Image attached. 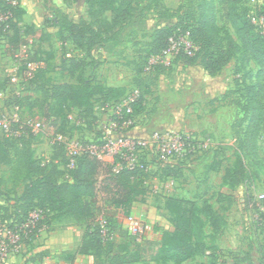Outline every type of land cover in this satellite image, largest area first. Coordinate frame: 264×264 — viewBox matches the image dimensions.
Wrapping results in <instances>:
<instances>
[{
    "label": "rangeland",
    "instance_id": "obj_1",
    "mask_svg": "<svg viewBox=\"0 0 264 264\" xmlns=\"http://www.w3.org/2000/svg\"><path fill=\"white\" fill-rule=\"evenodd\" d=\"M3 1L6 0H0ZM63 1L57 3L64 4L62 9L65 8L64 12L71 20L86 16L89 22L105 21L107 36L115 30L109 26L115 10L128 6L132 17L119 32V37L105 43L95 57L87 55L83 77L97 88L90 99L95 116L92 119L88 107L69 102L56 103L50 98L53 85L75 84L80 72L74 70L72 75L71 67L68 68L70 57L82 58L78 51L70 42L62 41L60 34L54 35L56 26L53 23L56 18H65L63 14L50 0H20L19 6L15 5L13 20L18 21L20 35L25 38L35 71L29 79L24 64L18 62L21 65L15 73L16 82L11 83L10 76L14 73L11 44L9 39L0 35V116L22 122L42 121L46 131L43 134L25 130L18 140L23 139L11 148L9 162L0 165V227L12 222L15 208L11 199L20 194L25 182L24 171L17 162L21 144L31 135L35 138L32 147L36 161L57 162L61 159L53 155L49 134L61 130L60 134L73 144L98 140L111 121L110 102L102 104L106 84H123L125 94L137 90L139 96H143V111L133 116L134 124L128 132L139 127L146 130L148 136L153 131L175 130L193 133L209 142L207 150L179 165L182 175L176 179L183 182L187 197L194 198L198 206L202 201L210 200L212 209L221 218L222 226L215 231L204 222L207 214L196 212L194 215L203 222V236L200 238L209 246L210 253H214L216 264L242 263L245 252H249L255 261L258 243L264 242V128H261L264 100L260 92V86L263 87L260 65L247 57L244 37L247 33H254L264 39V17L261 14L264 0H90L88 11L83 0ZM154 2L157 5L151 9ZM16 12L20 14L19 20ZM243 16L250 18V28H246ZM177 22L195 30L199 28L196 32L198 56L194 59L175 56L168 63L150 65L149 60L157 49V44H152V32L172 28ZM204 52L213 54L212 59L220 65L219 71L210 74L204 69L200 63ZM29 81H32L30 87L26 88ZM254 96L262 105L263 119L258 122L260 136L255 141V148L244 156L243 151L247 148L240 138H247L252 132L251 128L247 133V126L253 114ZM241 148L243 167L238 170L236 152ZM145 153V160L150 165L146 179H159L164 164L152 150ZM235 179L239 182L231 184ZM153 196L155 204L162 202L160 197H164L158 192ZM146 201L144 203L148 204ZM34 209L38 210L35 214L39 224L31 234L33 237L20 236L18 253L0 264L27 254L39 244L40 231L49 233L54 218L66 210L63 205L55 211L40 206ZM187 209V204L181 205L179 212ZM126 215L125 211L118 212L113 222V242L103 245L102 250L105 252L117 245L126 247L131 254L151 257L157 247L144 245L141 240H147L155 226L148 222L151 230L141 240L137 239V235L122 227ZM198 225L199 222H194L195 227ZM40 262L42 264L43 260ZM206 262H209L206 257H194L182 264Z\"/></svg>",
    "mask_w": 264,
    "mask_h": 264
},
{
    "label": "trees",
    "instance_id": "obj_2",
    "mask_svg": "<svg viewBox=\"0 0 264 264\" xmlns=\"http://www.w3.org/2000/svg\"><path fill=\"white\" fill-rule=\"evenodd\" d=\"M15 1L19 6L20 0ZM87 3L90 4L91 1L87 0ZM1 4H3V6H1L0 9L7 10L10 8L12 11L15 9V5H11L8 0L0 2V5ZM156 5L157 3L154 2L151 9L155 8ZM128 9V6H125L115 10L114 16L109 20V26L115 28L111 36L106 35V22L103 20L87 22L84 19H79L78 21H73L66 17L58 20L62 41H69L82 58L77 59L75 57H70L68 68L71 67V74L73 75L74 70H80V72L76 76L75 84L60 83L51 87L50 98L53 99L54 102H69L79 107L86 106L89 108L90 117H92V119L94 117L95 119L90 105V99L93 93L97 92V88L91 85L90 80L83 77L82 69L87 66L88 57H95L97 55L96 53L103 48L105 43L117 38L121 29L132 17L131 11ZM261 14L263 18L264 9L261 11ZM19 15L20 14L16 12L15 16L18 17H16L18 20L20 19ZM243 18L242 21L245 23L246 28H250L249 26H252L250 18L248 16H243ZM17 23L18 21H14L13 18L7 20L6 24H8V28L4 27V23H0V35H2L3 38L9 39L12 55H14L15 50L21 44H26V41L23 40L25 38H22L20 35L21 31ZM177 27L189 29L192 40L197 46L198 39L196 37V32L199 31V28L195 30L192 27H187L177 22L172 28H159L152 32V44H157V49L154 53H158L165 47L167 37ZM239 31L240 29H238V32ZM244 40L247 57L255 60L260 65L259 75L263 83V87L262 85L260 86V92L262 94L261 98L264 100V39L256 36L254 33H247L245 34ZM197 53L198 48L191 56L180 54L178 58L194 59L198 56ZM212 58L213 54L204 52L200 62L204 69L210 74L220 70V65L217 64V60H213ZM23 67L25 68V66ZM31 82L32 81L28 82L26 88L30 87ZM98 92L103 93L99 90ZM124 94L125 88L123 86H106L102 104L117 100ZM252 102L254 108L253 114L249 117L247 133H249L251 128L252 132L247 138H240V141L242 143L244 142L247 149L243 151L241 148L236 152L239 161L238 170L243 167L240 161L242 151L244 156L248 155L247 151H251L255 148V141L260 136L258 122L263 119L261 113L262 105L260 101L256 100L255 96L252 98ZM142 111L143 96H139L138 100L133 104L132 114L133 116H138ZM261 128H264V123ZM58 131L61 133V130ZM22 135L9 139L2 136L0 132V165L9 162L10 150L18 141L23 139L21 138L18 140ZM34 140L35 138L30 135L24 143L21 144L22 147L17 152V162L19 167L24 171L25 182L21 194L15 195L11 199L13 201L12 206L15 208V212L11 215V219L16 222H21L27 217L28 213L37 206H40L42 209L55 211L58 210L57 208H59V205H63L66 210L61 215L71 216L76 222L82 223L84 227L82 241L76 253L84 255H88L90 252L96 255L104 253L107 264H126L138 261L141 256L137 253L131 254L126 247L119 248L116 245L114 248L111 247L104 252L101 247L106 244H111L113 240L107 243L102 242L98 228L92 227V225L95 223L98 216H103L110 223L112 231L114 232L113 222L116 218V211L120 209L127 214L129 213L128 210L132 202L137 200L136 197L146 189L143 184V177H148L147 172L140 169L130 170L125 167L115 170L116 160L110 163L100 160L96 156L86 152L77 156L75 164L69 167L63 144L52 146L54 148V157L60 158L61 160L58 159L57 162H37L32 147ZM180 171V166L167 165L162 170L161 174H159V177H180ZM153 174H157V172H153ZM238 182L239 180L237 181L235 179L231 184H237ZM184 204H187L188 209L182 210L181 213L179 212V208ZM165 205H167L174 214L173 223L175 231L172 236H164V244L167 245V247L158 246L156 252L151 254V257L162 260L166 259L172 264H182L186 260L196 256H207L209 259L208 264H216L214 253H210L209 246L200 238L203 236V224H201L203 222L194 216L196 212L200 215L207 214L208 218H204V222H207L213 230L218 231L219 227L222 226V221L212 209L211 205L207 201H202L201 205L198 206L195 201L173 197H166ZM0 207L2 206L0 205ZM194 222H199L200 226L198 225L195 227ZM37 228L38 225L35 229ZM195 231L196 234L194 233ZM28 237L32 238L33 235L31 236V234H29ZM141 243L144 245H151V243L145 239H142ZM71 257L73 260V255ZM241 260L242 263L236 264H264V242L258 243V258L256 261L252 260L249 252H245Z\"/></svg>",
    "mask_w": 264,
    "mask_h": 264
},
{
    "label": "built area",
    "instance_id": "obj_3",
    "mask_svg": "<svg viewBox=\"0 0 264 264\" xmlns=\"http://www.w3.org/2000/svg\"><path fill=\"white\" fill-rule=\"evenodd\" d=\"M9 1L11 5L17 4L15 0ZM10 18H13L10 8L7 10L0 9V23H4L5 28H8L6 22ZM26 45L21 44L15 50L17 53L14 52V63L12 65L14 73L10 76L11 83L16 82L15 73L21 65L18 62L24 64L27 73L26 77L29 79L35 71L33 62L29 60ZM196 49L190 30L177 27L167 37L165 47L151 56L149 64L156 65L165 63L166 61L168 63L172 57L180 54L191 56ZM138 97V91L133 90L131 93L124 94L122 97L109 103L111 121L107 124L108 128L101 132L98 140L73 144L62 134L51 133L48 136L50 145L63 144L69 167L75 164L77 156L86 152L110 163L116 160L115 170L125 167L130 170H144L147 173L150 165L145 160L146 150H152L164 166H179L183 161H188L209 148L208 141H204L190 132L163 130L153 131L145 138L130 136L127 130L134 124L132 114L133 104L138 100ZM44 128L45 125L42 121L29 120L22 122L0 116V132L2 136L9 139L21 136L25 130L45 134L46 130ZM149 182L146 177H143L145 187H151ZM135 203L137 204L134 205ZM137 205L139 213L141 209L144 210V201L135 200L132 202L131 207ZM46 210L49 211V209ZM37 211L34 209L33 212H29L27 217L21 222L12 220L8 226L0 227V261H4L18 253L20 249V236L22 237L23 234L28 236L35 233L37 230L35 228L39 224L37 214H35ZM39 211H42V209H39ZM124 220L127 232L134 236L137 235V239L141 240L142 236H145L151 230L150 224L140 215H135L132 210L126 215ZM92 227L98 228L102 242L107 243L113 240L114 232L105 217L98 216Z\"/></svg>",
    "mask_w": 264,
    "mask_h": 264
},
{
    "label": "crops",
    "instance_id": "obj_4",
    "mask_svg": "<svg viewBox=\"0 0 264 264\" xmlns=\"http://www.w3.org/2000/svg\"><path fill=\"white\" fill-rule=\"evenodd\" d=\"M57 1L59 2L61 1L64 3L63 0H57ZM57 1L50 0L52 5L57 9H59L58 11L61 14H63L64 17L71 20L70 17L66 16V13L64 12L65 8L62 9V7H64L63 6L64 4L63 3L58 4ZM83 4L88 11L89 4L87 3V0H83ZM24 9L26 10V7H24ZM79 19H84L87 22L90 21L86 16H82ZM58 20L59 19L56 18V20L53 23V25L56 26V31L54 33L55 36L60 34V27L58 25ZM125 27L126 26H124L122 29H124ZM106 86L118 87V86H123V84H106ZM145 131L146 130H143V128L135 127L131 129L130 132H128V134L132 137H142V136H146ZM176 178L179 177L168 176L159 179L158 178L150 179L149 184L151 187L150 188L145 187L146 189H144V191L136 197L137 200L138 199L147 200L146 202L148 204H145L144 210L141 209L139 213L138 205L135 207H131L132 204L130 205V208L128 210V212L132 210V212L135 215L137 216L140 215L144 220L152 223V225L155 226L154 231L151 232V234H149L150 236L147 239L148 242H150L151 245L155 247L158 246L167 247V245L164 244V236L165 235L172 236L175 231V226L173 223L174 214L172 210L168 208L167 205H165V198L173 197L178 199L194 201V198L187 197L185 195L186 192L183 187L184 186L183 182L182 183L180 181L178 182V179ZM156 192L162 193V195L164 196L163 198L160 197L162 202H158L157 204H155L156 202H154L153 200L155 199L153 194H155ZM207 202L210 204V200ZM136 204L137 203H135L134 205ZM120 211H121L120 209L116 211L115 214L116 218L118 217V212ZM51 225L52 226L49 233H47L45 230L40 231L39 237L37 238L39 244H36L32 249H30V251L28 252L29 255L28 253L27 254L24 253L22 255L15 256V258H13L10 261H7V263L5 264H41L40 261L42 260H43L42 264H46V263L47 264H107L105 254L96 255L90 252L88 255H84V254L76 253V250L82 241V236L84 232V227L82 223H78L71 216L63 214V215H59L58 217H55ZM122 227L123 229H125V220L123 221ZM72 255H73V260L71 257ZM196 257L201 258V256H196ZM203 257H206L208 259L207 256H203ZM257 258L258 255L255 261L257 260ZM166 263L172 264L169 260L166 259L162 260V259H155V257L142 256L139 258L138 261L126 263V264H166Z\"/></svg>",
    "mask_w": 264,
    "mask_h": 264
}]
</instances>
